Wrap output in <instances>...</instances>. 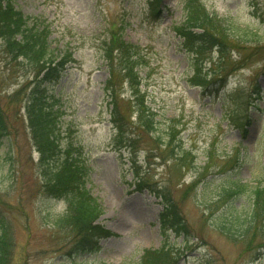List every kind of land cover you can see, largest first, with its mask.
Segmentation results:
<instances>
[{
    "label": "rangeland",
    "instance_id": "obj_1",
    "mask_svg": "<svg viewBox=\"0 0 264 264\" xmlns=\"http://www.w3.org/2000/svg\"><path fill=\"white\" fill-rule=\"evenodd\" d=\"M187 1L16 0L25 15L46 17L52 37L67 42L75 58L51 88L62 103L65 144H79L89 169L86 186L103 209L96 224L111 232L98 240L95 252L74 256L79 264H264V246L248 235L228 238L216 228L230 214L247 215L249 193L223 194L231 181L264 188V0L193 2L225 30L223 54L213 49L203 57L205 87L193 84L195 56L173 30L184 19ZM119 26L141 58L132 80L112 77L102 57L103 40ZM110 75L125 120L135 119L131 85L137 84L159 133L173 128L181 158L145 134L135 158L132 149L117 150L105 91ZM24 79L20 71L9 74L0 58V105L7 108L8 128L0 147V234L3 226L11 239L8 264L69 263L78 236L48 219L63 213L66 202L40 188L25 113L19 99L11 100ZM242 123L243 131L235 128ZM134 159L150 187H135ZM156 186L171 194L186 223L183 234L161 224V199L151 191ZM148 253L161 256L147 261Z\"/></svg>",
    "mask_w": 264,
    "mask_h": 264
},
{
    "label": "trees",
    "instance_id": "obj_2",
    "mask_svg": "<svg viewBox=\"0 0 264 264\" xmlns=\"http://www.w3.org/2000/svg\"><path fill=\"white\" fill-rule=\"evenodd\" d=\"M196 0H188L185 3L184 19L181 24L174 26L173 30L182 39L184 48L193 53L196 68L193 75V84L207 86V76L201 75V66L204 55L215 49L220 55L224 52V29L217 27L215 16L206 12L199 4L193 6ZM199 31V32H196ZM123 28L118 27L115 32L110 31L107 39L102 42V57L112 67L113 73L119 77L122 75L132 80L133 66L140 62L141 58L135 47L123 40ZM228 32L233 39L235 37ZM52 23L42 15H25L16 7V0H0V58L9 74L17 71L23 73L25 79L18 84L12 93L11 100L24 110L25 120L29 128L32 146L38 154L37 166L39 176L42 178L40 188L49 196L64 199L66 208L59 215H48L52 226L70 227L78 236V240L70 249L69 263L63 261L52 264H79L74 256L79 253H92L97 250V242L101 237L111 235V232L96 224V220L103 213V209L97 197L86 186V164L82 162L81 148L79 144H65L62 129V103L58 94H54L51 86L58 82L62 73L69 64H74L73 50L67 42L56 41L52 37ZM223 57L219 56V62ZM196 74V75H195ZM110 77L106 81L105 91L109 112V123L115 129L113 140L117 150L122 148L132 149V155L138 153L136 148L142 142V134L150 135L154 142H160L164 149L182 157L175 152L174 130L167 126L165 134L159 133L158 120L152 110L146 105L143 95L138 91V85H131L133 93V112L135 119L125 118L116 105L117 96L114 95V82ZM129 84L131 82L129 81ZM7 108L0 105V147L2 138L8 132L5 114ZM249 119V113L247 114ZM126 119V120H125ZM224 119V118H223ZM245 117V121L248 120ZM225 120V119H224ZM227 120V121H226ZM227 124L230 125L226 117ZM127 125V126H126ZM236 126L238 130L243 131ZM62 129V130H61ZM129 130V131H128ZM131 130V131H130ZM137 151V153H136ZM160 154V151H158ZM186 154V153H185ZM134 185L138 189L150 187L146 173L139 171V166L134 159ZM230 188L223 194L227 197H235L249 193V206L247 215L243 219L238 214L234 219H229L216 224L217 230L228 238L250 236L257 247L264 246V188L259 184L250 187L239 180L231 181ZM152 192L161 199L162 211L160 222L165 229L183 234L187 231L186 223L178 207L175 206L171 194L161 187L151 188ZM162 190V191H161ZM1 222V219H0ZM6 229L2 226L0 234V264H8L11 259L12 243L7 239ZM257 239V240H256ZM167 252V251H165ZM158 255L146 254L145 258L153 260ZM149 258V259H148ZM154 260L152 264H156ZM165 262V261H164ZM150 263V262H148Z\"/></svg>",
    "mask_w": 264,
    "mask_h": 264
},
{
    "label": "bare ground",
    "instance_id": "obj_3",
    "mask_svg": "<svg viewBox=\"0 0 264 264\" xmlns=\"http://www.w3.org/2000/svg\"><path fill=\"white\" fill-rule=\"evenodd\" d=\"M126 215H127L126 212L122 214V216H123L125 219H126V217H125Z\"/></svg>",
    "mask_w": 264,
    "mask_h": 264
}]
</instances>
